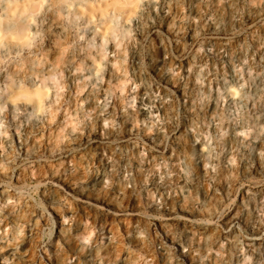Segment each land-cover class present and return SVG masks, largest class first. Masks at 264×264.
I'll list each match as a JSON object with an SVG mask.
<instances>
[{"label":"clouds","instance_id":"obj_1","mask_svg":"<svg viewBox=\"0 0 264 264\" xmlns=\"http://www.w3.org/2000/svg\"><path fill=\"white\" fill-rule=\"evenodd\" d=\"M0 264H264V0H0Z\"/></svg>","mask_w":264,"mask_h":264}]
</instances>
